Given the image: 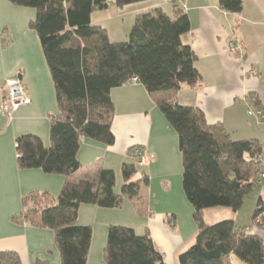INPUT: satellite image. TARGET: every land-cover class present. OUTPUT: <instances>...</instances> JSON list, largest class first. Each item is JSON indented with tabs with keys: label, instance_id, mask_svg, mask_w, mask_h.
Masks as SVG:
<instances>
[{
	"label": "trees",
	"instance_id": "16d2710c",
	"mask_svg": "<svg viewBox=\"0 0 264 264\" xmlns=\"http://www.w3.org/2000/svg\"><path fill=\"white\" fill-rule=\"evenodd\" d=\"M9 1L36 11L30 27L39 35L58 104V113L51 119L49 145L36 135L18 137V165L21 170L40 169L66 178L56 197L45 192L27 195L19 219L55 232L61 264H87L92 228L77 225L80 207L120 208L125 198L139 195L149 177L132 181L138 169L126 163L120 194L114 190L113 170L102 169L95 179L73 182L71 178L83 168L78 160L81 140L115 144L111 92L133 79L152 96L176 93L184 84L201 82L197 57L182 41L191 29L190 19L178 6L172 15L156 9L137 17L126 41L114 42L105 28L92 23L94 12L106 10L109 0ZM114 1L124 8L146 0ZM219 4L230 13L243 10V0H220ZM156 103L178 134L183 189L197 225L196 242L178 255V263L232 264L231 256H235L246 264H264V240L251 234L254 228L264 233L261 198L248 227L240 228L231 219L209 224L204 217L207 209L226 208L235 213L242 209L256 187L262 144L233 140L223 129L213 130L200 111L165 99H156ZM103 257L106 264H166L149 233L139 235L120 225L110 226ZM0 264L23 263L18 253L2 251ZM38 264L45 263L40 260Z\"/></svg>",
	"mask_w": 264,
	"mask_h": 264
},
{
	"label": "crops",
	"instance_id": "0c3cea01",
	"mask_svg": "<svg viewBox=\"0 0 264 264\" xmlns=\"http://www.w3.org/2000/svg\"><path fill=\"white\" fill-rule=\"evenodd\" d=\"M219 1L146 0L118 8L114 0H109L106 10L92 15V23L105 28L111 41L122 42L129 38L139 15L156 9L172 15L175 6L182 8L191 23L182 41L197 57L201 82L184 84L176 93L153 96L140 83L112 90V131L116 142L107 146L83 138L78 153L83 168L71 180L95 179L102 169L113 170L114 190L120 194L122 168L127 163L138 169L132 181L148 175L149 184L141 187L137 197L125 198L120 208L80 207L77 225L92 228L87 264H106L103 254L112 225L131 227L139 235L149 233L166 264H179L178 255L196 239L194 209L183 189L179 137L156 99L200 111L213 130L223 129L233 140H257L264 147V121L248 113L249 109L264 111V0H243L239 14L223 10ZM35 18L34 9L0 0V109L8 79L19 77L30 97V103L18 108L11 117L0 118V252L18 253L23 264H38L40 260L61 264L55 232L19 219L27 195L45 192L56 197L66 181L63 176L49 175L40 169L21 170L18 165V137L36 135L49 145L51 119L58 113L56 89L42 44L38 33L30 27ZM235 41L244 43L242 55L230 53V44ZM132 149L153 158L148 165L139 166ZM255 181L256 187L240 211L207 209L206 222L231 219L240 228L251 225L258 199L264 202L259 176ZM248 200L253 210L249 224H245L242 210ZM206 214L215 216L209 220ZM251 234L264 240V233L257 228ZM231 263L234 264L233 256Z\"/></svg>",
	"mask_w": 264,
	"mask_h": 264
},
{
	"label": "built area",
	"instance_id": "2783aa9c",
	"mask_svg": "<svg viewBox=\"0 0 264 264\" xmlns=\"http://www.w3.org/2000/svg\"><path fill=\"white\" fill-rule=\"evenodd\" d=\"M245 49L243 42L235 41L230 44V53L231 54H241ZM254 75L256 73L252 71ZM131 83H137L136 79H133ZM30 103V97L24 83L20 80L19 77L8 79L3 88V102L0 109V118L1 117H11L13 113L18 110L23 105ZM250 116H254L262 121H264V111L262 109H249L248 111ZM135 157H137V164L139 166H146L149 164L153 156L148 153L137 150ZM260 160V172L259 180L260 183L264 186V153L259 156Z\"/></svg>",
	"mask_w": 264,
	"mask_h": 264
},
{
	"label": "rangeland",
	"instance_id": "374dc122",
	"mask_svg": "<svg viewBox=\"0 0 264 264\" xmlns=\"http://www.w3.org/2000/svg\"><path fill=\"white\" fill-rule=\"evenodd\" d=\"M252 208V202L250 203V200H248L247 202H246V206L243 208V210H242V213H245V215L243 216V220H242V222H247V223H245V224H249V216H250V210H253V209H251ZM34 209V208H33ZM211 211H216V210H211ZM207 215V218L209 219V220H211L210 218L212 217H214L215 215L214 214H206ZM218 218H222V217H218ZM213 220V219H212ZM220 220V219H219ZM223 220V219H222ZM224 220H226V219H224ZM212 222H214V221H212ZM196 242V239H195V241H193L190 245H187V249L189 248V247H191L194 243ZM233 263L234 264H246V263H244V262H242L241 260H239L237 257H235V256H233Z\"/></svg>",
	"mask_w": 264,
	"mask_h": 264
}]
</instances>
